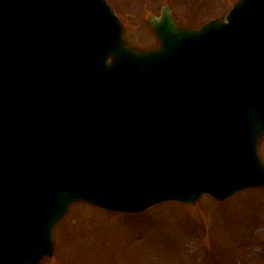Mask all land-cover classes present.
I'll list each match as a JSON object with an SVG mask.
<instances>
[{
  "label": "water",
  "instance_id": "95a60500",
  "mask_svg": "<svg viewBox=\"0 0 264 264\" xmlns=\"http://www.w3.org/2000/svg\"><path fill=\"white\" fill-rule=\"evenodd\" d=\"M150 22L161 47L142 50L107 0H0V50L22 61L14 90L0 78V264L51 255L79 198L140 210L264 183V0Z\"/></svg>",
  "mask_w": 264,
  "mask_h": 264
},
{
  "label": "rangeland",
  "instance_id": "374dc122",
  "mask_svg": "<svg viewBox=\"0 0 264 264\" xmlns=\"http://www.w3.org/2000/svg\"><path fill=\"white\" fill-rule=\"evenodd\" d=\"M110 1L128 39L150 47L158 37L149 15L164 1L182 23L199 25L236 0ZM251 193L219 207L171 202L133 214L73 204L56 227L57 251L40 264H264V226L257 228L264 224V191Z\"/></svg>",
  "mask_w": 264,
  "mask_h": 264
}]
</instances>
